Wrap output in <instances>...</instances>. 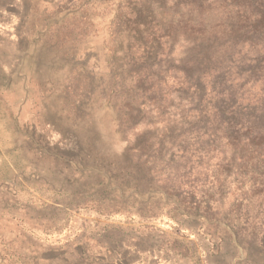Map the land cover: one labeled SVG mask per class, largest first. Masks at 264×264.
<instances>
[{"label": "rangeland", "instance_id": "374dc122", "mask_svg": "<svg viewBox=\"0 0 264 264\" xmlns=\"http://www.w3.org/2000/svg\"><path fill=\"white\" fill-rule=\"evenodd\" d=\"M263 128L264 0H0V264H264Z\"/></svg>", "mask_w": 264, "mask_h": 264}, {"label": "trees", "instance_id": "16d2710c", "mask_svg": "<svg viewBox=\"0 0 264 264\" xmlns=\"http://www.w3.org/2000/svg\"><path fill=\"white\" fill-rule=\"evenodd\" d=\"M258 122H255L254 120H252V125H251V129L256 126ZM234 126L239 129L240 131H243L244 128H246V121H237V122H234ZM264 131V128L262 129V131L260 132H263ZM261 133H256L255 135H259L260 136Z\"/></svg>", "mask_w": 264, "mask_h": 264}]
</instances>
